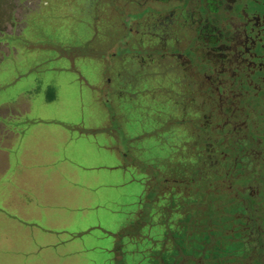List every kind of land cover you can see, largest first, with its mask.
Returning a JSON list of instances; mask_svg holds the SVG:
<instances>
[{
	"label": "rangeland",
	"instance_id": "rangeland-1",
	"mask_svg": "<svg viewBox=\"0 0 264 264\" xmlns=\"http://www.w3.org/2000/svg\"><path fill=\"white\" fill-rule=\"evenodd\" d=\"M42 1L0 0V15L4 16L0 19V120L5 114L16 115L25 120L50 121L41 123V128L32 125L37 131L43 127L48 131L70 130L73 124L78 127L71 128L74 132L83 131L75 149H60L61 156L66 155L70 161L61 178L71 177L70 171L75 168L81 200L91 197L92 202H79L75 212L71 211L72 204H63V214L37 212V206L46 204H31L36 212L30 213L28 204L19 206L0 196V264H59L50 258L52 253L61 255L59 259L65 260L64 264H264V169L257 165L252 170L259 188L255 189L256 194L245 198L248 210L244 212L227 183L241 171L246 158L236 156L242 143L225 137L230 127H222L216 98L207 103L210 109L202 116V101L197 96L196 114L190 112L195 114L190 123L175 124L159 111L167 103L161 93L166 98L168 93H174L171 83L182 85L195 80L198 90L204 86L203 78L199 74L196 79L191 77L184 61L187 57L176 56L164 58L163 72L157 74L161 68L153 63L151 59L155 57L151 58L145 48L186 51L193 38H167L157 43L156 38L141 35L139 24L133 30H139L140 38L139 33L134 34L136 38H98L91 47L90 38L84 36L90 27L81 29L73 24L74 30L68 34L66 28L53 26L57 34L54 43L49 40L52 34L44 33L47 24L42 26L39 22L43 30L38 32L27 26L31 10L40 13ZM54 3L57 6L59 0ZM54 3L43 2L42 8ZM11 10L17 17L11 20L13 28ZM146 11L140 12V19L149 18ZM153 29H157L156 25ZM75 32L82 38H76ZM37 35L48 38H38L36 42L26 39ZM13 38H18L16 43ZM2 44L6 46L2 48ZM181 54L180 51L178 55ZM92 56L106 62L105 81L121 88L127 83L126 97H132L126 123L124 118L118 119V110L108 95L104 97L105 110L111 118L109 129L115 132L126 169L111 167L114 160L103 147L106 140L90 129L98 126L99 117L92 116L103 113L81 89L78 73L83 71L88 81L98 77L103 64H87ZM62 67L68 68L65 72L53 70ZM110 69L115 76L110 75ZM160 83L164 86L158 87ZM107 92L106 89L104 93ZM119 92L124 95L123 90ZM177 93L178 118H188L183 110V90ZM253 104V118L261 125L255 136L263 140L264 92L253 99ZM121 106L120 111H124ZM260 144L264 149V140ZM258 161L264 163V154ZM154 172L168 179L189 181L191 185L188 189L157 188L151 174ZM10 174L9 170L8 176L0 180L5 182ZM246 182L247 177H240L235 184ZM151 190H157L155 198L145 205V196ZM237 190L234 186L235 194L243 198L244 193ZM56 243L59 245L46 247Z\"/></svg>",
	"mask_w": 264,
	"mask_h": 264
},
{
	"label": "flooded vegetation",
	"instance_id": "flooded-vegetation-1",
	"mask_svg": "<svg viewBox=\"0 0 264 264\" xmlns=\"http://www.w3.org/2000/svg\"><path fill=\"white\" fill-rule=\"evenodd\" d=\"M129 3L136 7L141 5L144 11L147 10L149 18H142L140 22L139 12L129 15L132 24L126 28L124 38H133L134 34L139 33V30H133L139 24L142 26L141 35L156 38L157 43L167 38H193V44L186 51L178 48L167 50L165 47L145 48L156 58L155 65L161 68L157 74L163 72L164 58L176 56L182 59L187 57L184 61L191 77L196 79L195 75L199 74L203 78L204 86L198 90L195 80L182 85L179 82L171 83L174 93H168L167 98L161 93L167 103L159 111L168 121L172 118L175 124L179 121L190 123L196 114L197 96L202 101V116H206L210 109L207 103L212 97L216 98V110L222 118V127H230L229 133L224 135L242 143L236 156L246 158L241 171L232 175L230 182H226L232 197L246 212L248 207L245 198L256 194L255 189L259 188L252 170L257 165L264 169V163L258 161L264 154V149L259 147L264 139L255 136V131L261 125L253 118L256 109L253 99L264 92V0H129ZM154 25L156 30L153 29ZM137 38H140V33ZM180 51L182 54L178 55ZM159 85L164 86L162 83ZM180 89L185 95L182 98L185 104L183 110L188 115V118L181 120L178 118L180 95L177 93ZM192 111L195 114L191 115ZM235 158L237 163L238 159ZM156 175L169 181V185L163 186L166 190L180 187L188 189L191 185H174L171 182L184 180ZM240 177H247L245 185L235 184ZM234 186L237 192L244 193L243 198L235 194Z\"/></svg>",
	"mask_w": 264,
	"mask_h": 264
},
{
	"label": "crops",
	"instance_id": "crops-1",
	"mask_svg": "<svg viewBox=\"0 0 264 264\" xmlns=\"http://www.w3.org/2000/svg\"><path fill=\"white\" fill-rule=\"evenodd\" d=\"M43 2L49 4V2L54 3L55 0H43L42 3L39 4L40 8L38 11L40 13H37V10H31L29 16L30 21L27 23V26L33 27L35 32H38L40 29L41 31L43 30L39 27V22H41L42 26L47 24L48 26L44 33H51L52 38L49 40L54 43H57V40L54 38V35L57 34H54L53 26H57L59 30L66 28V34L74 30L71 28L73 24H78L76 26H80L81 29L89 26L90 29L92 28V31L88 28L84 36L85 38H90L88 40V45L91 47H94L95 44L98 43V38H124L127 24H132V19H130L129 15L136 12L140 13L143 10L141 5H138V7L132 6L129 0H59L57 6H55L57 3H54V6L52 5L53 7H44V9L42 8ZM11 11L12 19L10 17V21H13L17 17H14V11ZM3 17V15H0V19ZM12 21L11 27L13 28ZM138 21L141 22V19ZM111 31H115V33L113 34ZM76 34L75 32V35ZM16 36L19 38L18 35ZM18 38H13L16 39L14 40L15 43ZM38 38H48V35H37L36 38L26 39L36 42ZM57 38L68 37L59 36ZM76 38H82V36L78 33ZM5 46V44H2V48ZM149 55L152 58V55ZM151 60L156 64V58ZM1 61L2 56L0 55V64ZM96 62H102L103 64L100 73L97 74L98 77H94L91 81H88L83 77V71L78 73L80 74L78 75V84L81 86V89L90 95L89 97H91V100L101 108L103 113L92 116L93 118L99 117L98 126L90 127V129H93V132L98 131L101 133V136L106 140V145L103 147L107 149L113 157L114 161L111 167L113 169H126L125 158L124 160L122 159V153L117 145L115 132L109 129L111 118L105 110L104 97L108 95L107 97L110 99L111 104H113L114 107L116 106L118 110L116 113L118 119L124 118L125 123L126 114L129 113V109L132 107V105L130 106L132 97L130 98L129 95L126 97L128 89L126 86L127 83H124L125 88H121L111 81H105V61L103 62L100 58L92 56L87 64H96ZM149 63L151 64L152 61ZM1 67L0 65V71L3 69ZM65 68L66 67L54 68L53 70L65 72L68 67ZM109 73L114 76L116 74L115 71L111 69ZM157 86H159V84H157ZM139 88L142 90L143 87ZM106 89L108 91L107 94L104 93ZM121 90L124 91L123 96L119 92ZM131 90L132 88L130 87V91ZM24 95H26V93ZM24 104H28V102L26 103L24 100ZM141 104L146 105V103ZM121 105H124V111H120L122 108ZM126 106L128 108H126ZM2 111L3 109L1 112ZM2 115L3 114H1V116ZM7 115L8 114L2 116L0 120V172H2L0 179L2 177L4 179V175H6L9 170L12 174L9 175V178H6L5 182L0 180V196H6V200L8 199L12 203H18L19 206L20 204H28L30 213L34 211L31 204H46L44 206L42 205L40 208L37 206V212L41 210L47 213L61 211L63 214V204H72L71 211L75 212L78 210L79 206L77 204L79 202L87 204L92 202L91 197L87 200H81V191L78 186V173L75 168L70 171L71 177L61 178L62 171L68 168L64 166H66V162L69 161V158H67L66 155L61 156L60 149L63 148L65 152L68 151L67 149H75L76 146H78V141L82 139L81 136H83V131L77 130L74 132L71 128H75V130L78 128L74 124L70 130L65 128L64 130L48 131L43 127L37 131L33 130L32 125L38 124V127L41 128V123L46 125L50 123V121L42 119L25 120L20 119L19 116L16 115ZM80 119H82L83 122V114L80 116ZM20 124L25 125L20 126ZM106 128H108L107 131ZM126 136L129 140L131 139L130 132H128ZM128 148H130V145H128ZM16 172L18 173L15 174ZM141 183L144 185L145 181H141ZM141 197H143L142 194ZM82 207L85 208V206ZM53 208L56 209L54 210ZM58 245L59 243H56L46 245V247ZM60 256H53L52 253L50 258L59 264L66 263L65 260L59 259Z\"/></svg>",
	"mask_w": 264,
	"mask_h": 264
},
{
	"label": "trees",
	"instance_id": "trees-1",
	"mask_svg": "<svg viewBox=\"0 0 264 264\" xmlns=\"http://www.w3.org/2000/svg\"><path fill=\"white\" fill-rule=\"evenodd\" d=\"M151 174H152V177L157 181V186H156L157 188H161L163 186H166V185H169L170 184L169 181H164L162 179V177H157V175H156L155 172L154 173H151ZM171 184L178 185V186H188L189 182L188 181H176V182H171ZM156 191L155 190H151L147 194L146 198L148 199V201L146 202L145 205H147L148 202L151 203L154 200L155 195H156ZM148 196H149V198H148Z\"/></svg>",
	"mask_w": 264,
	"mask_h": 264
}]
</instances>
